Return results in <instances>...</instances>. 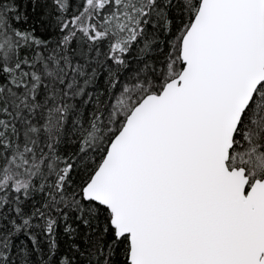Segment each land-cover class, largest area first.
Masks as SVG:
<instances>
[{"label":"snow or ice","instance_id":"1","mask_svg":"<svg viewBox=\"0 0 264 264\" xmlns=\"http://www.w3.org/2000/svg\"><path fill=\"white\" fill-rule=\"evenodd\" d=\"M0 264H264V0H0Z\"/></svg>","mask_w":264,"mask_h":264}]
</instances>
